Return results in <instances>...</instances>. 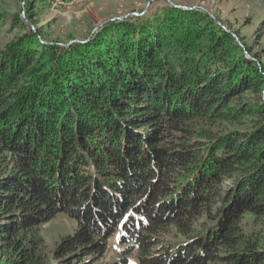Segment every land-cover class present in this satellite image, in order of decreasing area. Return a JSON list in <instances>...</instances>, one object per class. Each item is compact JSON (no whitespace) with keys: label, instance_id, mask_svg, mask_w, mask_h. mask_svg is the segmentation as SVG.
Wrapping results in <instances>:
<instances>
[{"label":"trees","instance_id":"16d2710c","mask_svg":"<svg viewBox=\"0 0 264 264\" xmlns=\"http://www.w3.org/2000/svg\"><path fill=\"white\" fill-rule=\"evenodd\" d=\"M48 4L0 0V264H264L259 55L167 0L67 44Z\"/></svg>","mask_w":264,"mask_h":264},{"label":"rangeland","instance_id":"374dc122","mask_svg":"<svg viewBox=\"0 0 264 264\" xmlns=\"http://www.w3.org/2000/svg\"><path fill=\"white\" fill-rule=\"evenodd\" d=\"M29 0H8L11 12L20 11ZM50 2L42 9H37L34 18L39 25L49 24L52 38L83 40L87 34L102 21L121 17L131 13H144L148 9L163 5L166 0H47ZM150 1L148 4L147 2ZM26 2V4H25ZM170 2L190 8L207 10L215 17L236 30L243 42L253 52L259 55L264 64V25L260 16L264 14V0H170ZM169 2V3H170ZM8 26V25H6ZM12 34V33H11ZM11 34L0 33V45L6 42ZM252 224L246 216L243 221ZM75 221L64 213H58L42 227L45 249L48 257L51 255L55 242L61 236L73 231ZM118 228L110 237V248L107 254L110 260L123 248L119 244Z\"/></svg>","mask_w":264,"mask_h":264},{"label":"water","instance_id":"95a60500","mask_svg":"<svg viewBox=\"0 0 264 264\" xmlns=\"http://www.w3.org/2000/svg\"><path fill=\"white\" fill-rule=\"evenodd\" d=\"M151 1V0H150ZM150 1H148L147 2V4L150 2ZM167 1H169L170 2V0H167ZM171 4H173L174 6H176V7H181V8H184V9H192V8H190V7H186V6H181V5H176V4H174V3H172V2H170ZM204 11H206L209 15H210V17L211 18H213L218 24H220L226 31H228V32H230L233 36H234V38L240 43V41H239V38H238V36L234 33V32H232V31H230L226 26H224L223 24H221V22L212 14V13H210L209 11H207V10H204ZM131 14H134V15H140L139 13H131ZM127 15V14H126ZM126 15H123V16H121V17H114V18H110V19H107V20H104V21H102L100 24H98V25H96L95 27H94V29L92 30V32L94 31V30H96L98 27H100L103 23H105L106 21H108V20H114V19H118V18H123V17H125ZM22 18H23V20L25 21V22H27V23H29V24H31L30 23V21L24 16V12H22ZM74 41H81V40H78V39H71V40H69L68 41V43L67 44H69V43H71V42H74ZM248 56V55H247ZM248 58H251L250 56L248 57Z\"/></svg>","mask_w":264,"mask_h":264}]
</instances>
